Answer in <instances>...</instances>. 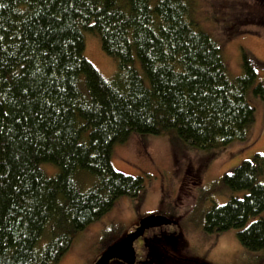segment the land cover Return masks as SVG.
Segmentation results:
<instances>
[{"label":"trees","instance_id":"1","mask_svg":"<svg viewBox=\"0 0 264 264\" xmlns=\"http://www.w3.org/2000/svg\"><path fill=\"white\" fill-rule=\"evenodd\" d=\"M191 7L187 0H0V264H58L77 232L116 199L137 196L143 178L110 163L113 144L131 133L172 130L199 148L247 139L246 94L264 101L263 83L255 84L247 60L238 76L227 75ZM85 32L115 61L111 77L84 58ZM219 182L245 195L213 205L204 229H234L243 248L264 250V153Z\"/></svg>","mask_w":264,"mask_h":264},{"label":"rangeland","instance_id":"2","mask_svg":"<svg viewBox=\"0 0 264 264\" xmlns=\"http://www.w3.org/2000/svg\"><path fill=\"white\" fill-rule=\"evenodd\" d=\"M187 1L197 27L218 45L227 75L238 76L247 60L255 70V84L264 86V0ZM83 37L84 58L102 76L111 77L115 61L103 53L96 36L85 32ZM132 57L133 68L147 85L133 51ZM246 101L253 109V121L244 142L199 148L169 130L131 133L125 141L114 143L111 166L123 174L142 177L144 187L135 197L116 199L107 213L77 232L58 264H93L108 245L132 232L148 215L165 217L171 223L146 230L145 237L154 244L144 239L133 243L134 264H264V250L243 248L236 230L210 233L204 229L205 213L213 205L245 195L242 190L222 186V175L253 154L264 153V101L251 89ZM44 166H40L42 170ZM261 217L264 219V212ZM110 264L124 263L112 259Z\"/></svg>","mask_w":264,"mask_h":264},{"label":"water","instance_id":"3","mask_svg":"<svg viewBox=\"0 0 264 264\" xmlns=\"http://www.w3.org/2000/svg\"><path fill=\"white\" fill-rule=\"evenodd\" d=\"M170 223L168 219L159 215L142 217L132 232L126 234L121 240L108 245L93 264H110L112 259L119 260L124 264H134V241L142 237L146 230L169 225Z\"/></svg>","mask_w":264,"mask_h":264},{"label":"flooded vegetation","instance_id":"4","mask_svg":"<svg viewBox=\"0 0 264 264\" xmlns=\"http://www.w3.org/2000/svg\"><path fill=\"white\" fill-rule=\"evenodd\" d=\"M134 229H135V228H134ZM145 232H146V231H145ZM145 232H144V235H143L142 237H140V238L136 239L135 241H137V240H139V239H142V240L144 239V241L146 242V241H147V240H146L147 238L145 237ZM149 239H151V238H149ZM152 240H153V239H151V243H153V244H154V243H155V241H152ZM135 241H134V242H135Z\"/></svg>","mask_w":264,"mask_h":264}]
</instances>
